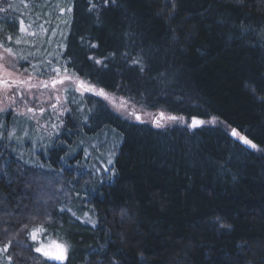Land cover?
<instances>
[{"label":"trees","instance_id":"16d2710c","mask_svg":"<svg viewBox=\"0 0 264 264\" xmlns=\"http://www.w3.org/2000/svg\"><path fill=\"white\" fill-rule=\"evenodd\" d=\"M35 1L0 4V45L23 69L43 78L59 69L147 111L222 125L158 128L73 91L78 101L47 156L26 159L10 129L21 135L16 120L29 119L0 115V247L11 241L0 264L9 255L54 264L27 236L40 224L69 243L64 264H264V0H60L67 33L43 52L36 25L58 0H42L44 10ZM106 130L118 136L111 173L81 195L74 184L93 178L84 150L71 149ZM59 176L74 185L64 198ZM64 203L92 220L61 213Z\"/></svg>","mask_w":264,"mask_h":264},{"label":"rangeland","instance_id":"374dc122","mask_svg":"<svg viewBox=\"0 0 264 264\" xmlns=\"http://www.w3.org/2000/svg\"><path fill=\"white\" fill-rule=\"evenodd\" d=\"M34 2L36 3L35 0ZM41 2H42L41 8L43 10L46 9L47 3L43 2L42 0ZM0 4H1V0H0ZM60 4L61 2L60 0H58L56 14H53L55 13V10L54 7L50 5L48 7V10H46L47 15H49V17L44 18L41 21V23L36 25L37 38L39 40V43L41 44L40 51L42 50V52L44 50H47L48 43H51L53 45L55 43H58V46L60 48V45H62V42L65 39L67 33L66 26L68 23L67 20L68 11L65 14H62ZM52 9L54 11H52ZM22 34L25 37V39H28L26 38V36L31 35L32 32L28 30H24V33L22 32ZM4 49L5 48L0 47V65L3 66L0 67V73L3 72L4 68H8L9 71L13 72V77L11 78L25 80L28 82V84L30 85L34 84L37 86L29 88L24 85H21L19 92L17 88L13 86L10 89H8L7 95H5V90L3 88H0V115H3L1 117V120L3 119V117L5 119L6 116L4 115L8 113L10 114V118H14V116H18L29 119L26 121L20 119L16 120L17 124H21L23 133L19 135L18 126L17 128H14L15 126L11 127L10 132H14V134H11L10 140L13 139L14 142H17L19 146H21V148L23 149L22 150L23 156L26 159L33 158V155L38 156L37 154H43L47 156L48 150L51 149L52 147L53 139H55V137H57L60 134L62 127L65 123L64 121L67 115L71 112V108H70L71 102L72 105H75V102L78 101V99L73 95V93L76 92L77 94H80L82 96L97 95V94L95 92L74 90L72 81L67 79L66 77L72 76L73 79H75L77 77L76 75L70 73H65V74L59 73L54 75L53 77L43 78L40 77L38 73L31 72V70H29L28 67H24L25 69H23L18 65L19 63L16 60V55L9 54L5 52ZM11 63H15V69L9 68V65ZM53 80H63V83L62 84L57 83L55 88H53L51 87V82ZM42 82H48L50 86L48 88H44L42 87ZM66 88L67 91H65ZM96 89L98 90V88ZM105 93L107 94V96H101V95H97V96L103 99L105 102H107L115 112H117L118 114L122 115L123 117L131 121L149 123L158 128H164L173 125H190V126L193 125V122H190L188 124V121L185 118L181 116H177L182 119H178L175 121L164 120L161 122L163 126H157V124L154 122L153 117H159V114L161 112L147 111L145 109L138 107L133 102L127 100L126 98L116 93H109L106 91ZM9 97H14V99H9ZM57 97H59V102H57L56 99ZM29 108H32L33 111L31 112L28 111ZM132 112H135L137 115H139L140 119H136L135 116L131 115L130 113ZM165 115L167 116L170 114L165 113ZM171 116H175V115H171ZM199 121H203V123H198L196 124V126L222 125V123L216 118H212L208 120H199ZM2 126L3 124L1 123L0 128ZM32 127H34V130ZM227 129L230 132L232 130L230 128ZM44 137H46L48 140H45ZM90 137L91 136H89L87 139V137L83 136L80 142V146H74L71 149L72 156L78 155L81 149L84 150L83 161L87 160L88 162L86 161L83 164V168L85 170V173L88 174L90 173V177L93 178V180L92 179L88 180L84 178L82 180H78V182L74 184L76 188L79 189V191L81 192V195H84V193L87 194L88 192H96L99 186L98 183H101L102 181L108 179L109 174L111 173L112 160L113 158H115L113 146H115V143H117L118 141L117 134L115 132L108 130H106L103 134L95 137V139H92ZM109 160H111V163H109ZM28 164L36 168L43 167L42 163H38V162L31 163L28 161ZM59 177L60 178H56L57 180H59V182L57 183H60L62 187L64 186L66 188L64 189L60 187L61 197L64 198L65 196H67L66 194L67 191L65 192V190L70 191V189L74 188V185L70 184L67 181H63L61 176ZM54 182L55 181L52 179V185ZM44 183H45L43 187L44 189L47 190V188L50 189L52 187L51 183L49 184V182L47 181ZM44 204L45 202H42L41 206ZM65 205L66 204L64 203L60 208L67 209L68 207H66ZM73 217L76 218L79 217V220H81L83 223H89L92 220L91 211L85 208L78 209L76 212V216ZM47 236H50L53 239L57 238L53 234ZM67 244L69 246L68 242Z\"/></svg>","mask_w":264,"mask_h":264},{"label":"snow or ice","instance_id":"6c2138e0","mask_svg":"<svg viewBox=\"0 0 264 264\" xmlns=\"http://www.w3.org/2000/svg\"><path fill=\"white\" fill-rule=\"evenodd\" d=\"M9 39H11V37H9ZM16 42L20 43L19 40H17ZM0 47H3V45H0ZM4 51L9 53V54H13V50L11 48H5ZM138 62L139 61H137V63ZM97 63H101V61H97ZM0 67H3V66L0 65ZM9 68L15 69V63H11L9 65ZM54 71H56L59 74L60 70L55 69ZM65 71H67V70L65 69ZM11 77H13V72L9 71L8 68H4L3 72L0 73V88H3L5 90V95H7L8 89H10L13 86H15L17 88L18 92L20 90L21 85H24V86L29 87V88L37 86L34 84L30 85L25 80H19V79H15V78H11ZM66 78L72 81V84L74 86V90H83V91H87V92H95L97 95L107 96L104 89H98L97 90L95 85H92L90 82H87L85 80H81V79H79V77H76L75 79H73L72 76H68ZM57 83L62 84L63 80H53L51 82V87L55 88ZM49 86L50 85L48 82H42V87L48 88ZM65 91H67V88L65 89ZM9 99H14V97H9ZM56 99H57V102H59V97H57ZM28 111L31 112V111H33V109L29 108ZM130 114L135 116L136 119H140V116L137 115L135 112H132ZM153 119H154V122L157 124V126H163L161 122L164 120L175 121V120L182 119V118L177 117V116H171V115L166 116L165 113L161 112L159 114V117H153ZM198 123H203V121L193 120L192 126L194 127ZM231 135L233 137H236L243 144H245V145H247L253 149L258 148V146L255 143H253L252 140L248 139L246 136L241 135V132L236 130V129L231 130ZM109 163H111V160H109ZM59 211L61 213H63L64 211H68L71 213L72 216H76V213L73 212L72 209H70V208L69 209L60 208ZM77 219H79V217H77ZM48 221L49 222L51 221L50 217L48 218ZM24 228H27V225H24ZM47 232H48V230L44 227L43 224L37 225L27 232V236H28L29 240L31 242H33L32 250L36 253H39L46 261L54 262V264H64V262L68 259V252H69V246H68L67 242L64 241L62 238H59V237H57L56 239H53L50 236H47ZM10 245H11V241H9L3 247H0V253L8 252ZM25 247H27V245H25ZM7 259H8V264H12L13 257L11 255H9L7 257ZM21 259H24V258L21 257ZM112 264H117L115 259H113Z\"/></svg>","mask_w":264,"mask_h":264}]
</instances>
